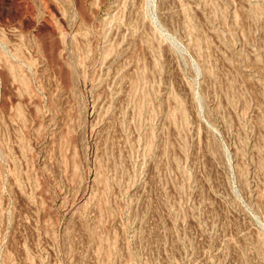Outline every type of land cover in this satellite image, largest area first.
<instances>
[{"label":"rangeland","instance_id":"374dc122","mask_svg":"<svg viewBox=\"0 0 264 264\" xmlns=\"http://www.w3.org/2000/svg\"><path fill=\"white\" fill-rule=\"evenodd\" d=\"M0 264H264V0H0Z\"/></svg>","mask_w":264,"mask_h":264}]
</instances>
